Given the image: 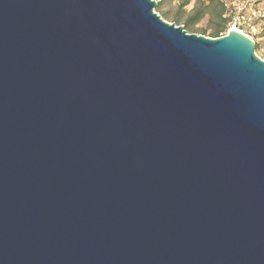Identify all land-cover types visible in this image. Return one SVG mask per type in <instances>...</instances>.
I'll use <instances>...</instances> for the list:
<instances>
[{
	"label": "water",
	"instance_id": "1",
	"mask_svg": "<svg viewBox=\"0 0 264 264\" xmlns=\"http://www.w3.org/2000/svg\"><path fill=\"white\" fill-rule=\"evenodd\" d=\"M155 0H0V264H264V60Z\"/></svg>",
	"mask_w": 264,
	"mask_h": 264
},
{
	"label": "rangeland",
	"instance_id": "2",
	"mask_svg": "<svg viewBox=\"0 0 264 264\" xmlns=\"http://www.w3.org/2000/svg\"><path fill=\"white\" fill-rule=\"evenodd\" d=\"M155 1L157 2L155 8L156 13L165 21L174 24H176L174 20H180V23H183L184 20L187 19L188 13L197 4V0H191L190 3L183 8V4L187 0ZM224 1L228 2L229 8L233 9L237 14L240 11V15L244 16L245 21H243L241 30L255 42L256 55L264 60V0H238L237 4L234 3V0ZM228 14H231L230 9ZM211 27L212 21L209 16H206L202 21L194 25L191 30L196 32V34L202 35L200 34L201 30L207 29L208 32L205 36L210 37L208 35L211 33Z\"/></svg>",
	"mask_w": 264,
	"mask_h": 264
},
{
	"label": "trees",
	"instance_id": "3",
	"mask_svg": "<svg viewBox=\"0 0 264 264\" xmlns=\"http://www.w3.org/2000/svg\"><path fill=\"white\" fill-rule=\"evenodd\" d=\"M191 0H187L183 4V8L186 7ZM228 2L224 0H197L196 6L188 13V17L183 23L180 20H174L176 25L184 26L189 33H196L191 30L194 25L202 21L206 16L210 17L212 21V27L210 36L211 38L221 37L226 33L229 28V23L234 19L236 12L229 8ZM231 10V14L229 13ZM208 30H201L202 35H207Z\"/></svg>",
	"mask_w": 264,
	"mask_h": 264
},
{
	"label": "built area",
	"instance_id": "4",
	"mask_svg": "<svg viewBox=\"0 0 264 264\" xmlns=\"http://www.w3.org/2000/svg\"><path fill=\"white\" fill-rule=\"evenodd\" d=\"M237 2H238V0H234V3L235 4H237ZM239 9H241V8H239ZM254 14H256V13H254ZM243 21H245V18H244V16H241L240 15V11H239L238 14L235 15L234 19L229 23V28H228L227 32L224 33V34H222V36L227 35L230 31H236V32L243 33V31L241 30L242 29V26H243Z\"/></svg>",
	"mask_w": 264,
	"mask_h": 264
}]
</instances>
